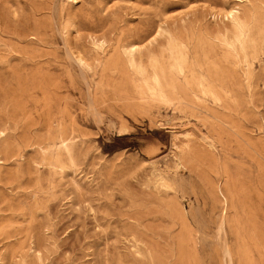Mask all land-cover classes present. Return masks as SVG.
Instances as JSON below:
<instances>
[{
	"label": "rangeland",
	"instance_id": "rangeland-1",
	"mask_svg": "<svg viewBox=\"0 0 264 264\" xmlns=\"http://www.w3.org/2000/svg\"><path fill=\"white\" fill-rule=\"evenodd\" d=\"M236 4L0 0V264H264V44L224 45Z\"/></svg>",
	"mask_w": 264,
	"mask_h": 264
},
{
	"label": "bare ground",
	"instance_id": "bare-ground-1",
	"mask_svg": "<svg viewBox=\"0 0 264 264\" xmlns=\"http://www.w3.org/2000/svg\"><path fill=\"white\" fill-rule=\"evenodd\" d=\"M236 5L227 10L221 17L223 23L225 21L229 22L224 34V45L236 52L238 55H243L244 57L249 56L252 53H257L261 46L264 44V31L263 26L261 25V15L264 16V12H260V10H254L249 17L246 18V15H243L241 11V7L244 6L245 3L249 2V0H235ZM220 15V14H219ZM229 35L231 37H229ZM107 43L105 41H98L96 43V47L100 51H105ZM190 47L189 44L183 41H172L169 44V48L167 50L168 54V65L169 68H181L184 64L188 62ZM128 56V63L130 67L136 70L138 73L146 75L143 67L136 61V55L139 54V46L132 45L128 48L126 52ZM162 58H156L153 61V66L157 70L156 78L154 80V85L145 80L147 90L151 94L152 98L167 102L168 97L166 96V85L164 83L165 80V64ZM79 68H87V59L81 55L77 61ZM160 69V72H158ZM238 93V92H237ZM97 112V110H96ZM104 119V118H103ZM185 139H189L191 136L189 134L183 135ZM177 139V138H176ZM213 147L212 145H210ZM178 168L181 166V162L177 164ZM220 192V188H219ZM222 195V192H221ZM224 198V197H223ZM224 202L226 207H228V200L224 198ZM227 210V209H226ZM227 211L224 216H226ZM226 221L225 217L222 220L221 228L225 229ZM225 256L229 260V264H233L232 253L228 247L225 248L224 251Z\"/></svg>",
	"mask_w": 264,
	"mask_h": 264
}]
</instances>
